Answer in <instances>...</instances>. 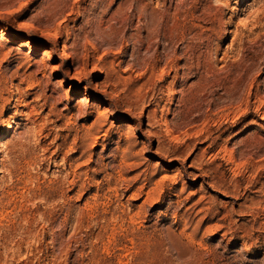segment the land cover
<instances>
[{
  "label": "rangeland",
  "instance_id": "374dc122",
  "mask_svg": "<svg viewBox=\"0 0 264 264\" xmlns=\"http://www.w3.org/2000/svg\"><path fill=\"white\" fill-rule=\"evenodd\" d=\"M0 264H264V0H0Z\"/></svg>",
  "mask_w": 264,
  "mask_h": 264
}]
</instances>
